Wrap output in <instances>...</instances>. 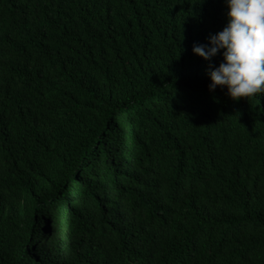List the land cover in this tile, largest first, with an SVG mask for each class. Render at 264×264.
Here are the masks:
<instances>
[{
    "label": "trees",
    "instance_id": "obj_1",
    "mask_svg": "<svg viewBox=\"0 0 264 264\" xmlns=\"http://www.w3.org/2000/svg\"><path fill=\"white\" fill-rule=\"evenodd\" d=\"M225 0H0V264H264V92L209 90Z\"/></svg>",
    "mask_w": 264,
    "mask_h": 264
},
{
    "label": "clouds",
    "instance_id": "obj_2",
    "mask_svg": "<svg viewBox=\"0 0 264 264\" xmlns=\"http://www.w3.org/2000/svg\"><path fill=\"white\" fill-rule=\"evenodd\" d=\"M228 22L210 34L209 43H194L193 52L211 61L221 53L219 66L210 63L209 90L218 86L234 100L264 92V0H225Z\"/></svg>",
    "mask_w": 264,
    "mask_h": 264
}]
</instances>
